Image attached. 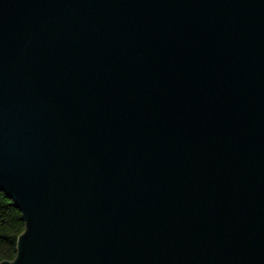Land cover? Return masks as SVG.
Wrapping results in <instances>:
<instances>
[{"label": "water", "instance_id": "1", "mask_svg": "<svg viewBox=\"0 0 264 264\" xmlns=\"http://www.w3.org/2000/svg\"><path fill=\"white\" fill-rule=\"evenodd\" d=\"M0 264H264V0H0Z\"/></svg>", "mask_w": 264, "mask_h": 264}, {"label": "trees", "instance_id": "2", "mask_svg": "<svg viewBox=\"0 0 264 264\" xmlns=\"http://www.w3.org/2000/svg\"><path fill=\"white\" fill-rule=\"evenodd\" d=\"M25 231L21 210L0 192V263L13 262L18 255V239Z\"/></svg>", "mask_w": 264, "mask_h": 264}]
</instances>
